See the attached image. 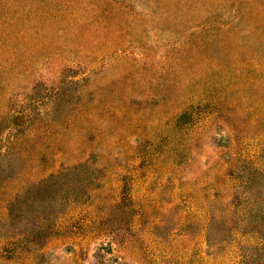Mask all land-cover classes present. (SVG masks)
<instances>
[{
    "label": "rangeland",
    "instance_id": "374dc122",
    "mask_svg": "<svg viewBox=\"0 0 264 264\" xmlns=\"http://www.w3.org/2000/svg\"><path fill=\"white\" fill-rule=\"evenodd\" d=\"M0 264H264V0H0Z\"/></svg>",
    "mask_w": 264,
    "mask_h": 264
}]
</instances>
